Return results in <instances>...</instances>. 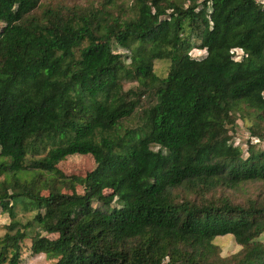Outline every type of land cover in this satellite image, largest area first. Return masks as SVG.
<instances>
[{
  "label": "trees",
  "instance_id": "1",
  "mask_svg": "<svg viewBox=\"0 0 264 264\" xmlns=\"http://www.w3.org/2000/svg\"><path fill=\"white\" fill-rule=\"evenodd\" d=\"M85 1L0 0V264L34 221L53 264H264V201L223 192L264 182L227 128L264 121V0ZM70 154L93 168L67 176Z\"/></svg>",
  "mask_w": 264,
  "mask_h": 264
},
{
  "label": "rangeland",
  "instance_id": "2",
  "mask_svg": "<svg viewBox=\"0 0 264 264\" xmlns=\"http://www.w3.org/2000/svg\"><path fill=\"white\" fill-rule=\"evenodd\" d=\"M58 1V0H52ZM78 4L86 3L85 0H76ZM118 52H122V49L117 48ZM238 53L239 50H236ZM206 54L204 49L193 48L190 51V56L195 58H201ZM168 64L162 61L155 62V69L160 76L167 74ZM69 83H62L61 89L66 90L69 87ZM58 94H61L62 91ZM155 92V88L153 89ZM56 97L59 99L57 93ZM60 100V99H59ZM61 101V100H60ZM64 102V101H63ZM254 123L249 122L247 119L238 118L229 128L231 137L230 142L242 148L243 156H247L249 144L256 150L264 149V121L261 124L253 125ZM250 126L253 128L250 129ZM67 176L71 175H84L90 171L94 166V160L90 154H70L65 157L58 165ZM76 190L79 193H83V187L77 186ZM222 190L216 191V194H221ZM47 193L46 190L42 191ZM223 192L226 196L232 197L235 201L244 202L247 199L263 200L264 201V182L263 181H249L239 185L234 189H224ZM115 205V204H113ZM36 210L32 208H25L23 203H17L14 206L13 217L18 220L21 224H25L28 221L34 219ZM10 217L7 210L0 207V236L6 231V225L9 224ZM38 230L37 223L34 221L31 226L25 229L26 238L21 242V253H20V264H53L55 259L53 257L46 256L44 253L34 255L31 252V237ZM264 239V233L261 236ZM213 243L217 246L218 253L221 256H228L237 252L241 246L236 243L232 235L217 236Z\"/></svg>",
  "mask_w": 264,
  "mask_h": 264
},
{
  "label": "built area",
  "instance_id": "3",
  "mask_svg": "<svg viewBox=\"0 0 264 264\" xmlns=\"http://www.w3.org/2000/svg\"><path fill=\"white\" fill-rule=\"evenodd\" d=\"M236 50H239L240 53H238ZM231 53H233L234 55L233 57L234 60H239L241 56L243 55V50L240 48H232Z\"/></svg>",
  "mask_w": 264,
  "mask_h": 264
},
{
  "label": "clouds",
  "instance_id": "4",
  "mask_svg": "<svg viewBox=\"0 0 264 264\" xmlns=\"http://www.w3.org/2000/svg\"><path fill=\"white\" fill-rule=\"evenodd\" d=\"M241 49V48H240ZM234 57V55L232 54V58Z\"/></svg>",
  "mask_w": 264,
  "mask_h": 264
}]
</instances>
